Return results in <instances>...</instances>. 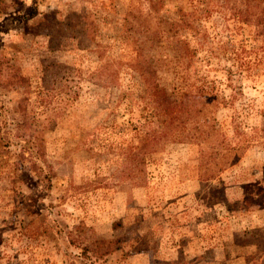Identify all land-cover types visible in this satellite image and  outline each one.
<instances>
[{
	"label": "rangeland",
	"instance_id": "obj_1",
	"mask_svg": "<svg viewBox=\"0 0 264 264\" xmlns=\"http://www.w3.org/2000/svg\"><path fill=\"white\" fill-rule=\"evenodd\" d=\"M151 1L0 0V264H264V58L232 57L253 27L217 6L188 24V0H163L189 51L151 39ZM135 59L170 98L215 85L202 149L170 133L129 163L143 85L100 69Z\"/></svg>",
	"mask_w": 264,
	"mask_h": 264
},
{
	"label": "trees",
	"instance_id": "obj_2",
	"mask_svg": "<svg viewBox=\"0 0 264 264\" xmlns=\"http://www.w3.org/2000/svg\"><path fill=\"white\" fill-rule=\"evenodd\" d=\"M191 10L188 13V24L194 21V19H199L203 14L210 13V11L216 6L227 10L229 12V17L234 19L237 23L241 25H247L253 27V33L251 34L250 41H254L255 44L251 46L250 49H246L241 43L232 53L233 59L237 62L242 63L245 55L251 53L252 51L263 52L264 58V0H188ZM161 4L163 0L151 1L148 6L147 13H155L159 28L152 32V40L160 41L161 39H166L168 41L175 40V42L182 47H186L187 50L191 51L189 47V42L181 39H174L176 34L183 31L185 27L190 29V25H184L173 21L171 18L167 17L165 13L161 10ZM141 11H137L134 7L128 11L127 15L132 17H139ZM167 14V13H166ZM193 30V29H192ZM195 30L190 31L189 34L197 35ZM216 52V51H215ZM214 51L210 50V55H216ZM121 65H126L137 73L139 80L141 81L143 88L142 92L137 95L136 98H132L138 101V105H143L145 109V115H143V121H139L136 127V136H139L141 132L144 135H140L138 144H129L127 149V160L129 163L137 159V156L142 155L143 150L146 152L150 149L151 145H157L163 136L171 133L173 135V140H188L191 142L199 143L201 149L203 143L211 135L215 133L204 129L207 124L208 119V106L212 105L214 101L224 99L218 97V92L214 88L215 85H208L209 83H202L194 87L193 91H188L181 100L170 98L166 92V88L162 86L157 81V75L155 67L151 61L143 59L142 61L133 60L122 62L121 60H111L106 61L101 66L100 74L106 75L109 79L115 80L117 78L118 67ZM17 75L16 77H20ZM22 78H24L22 76ZM45 97L50 98L54 92V89L45 87ZM188 107L189 109H187ZM190 110V111H188ZM185 113V117L188 116L192 121L186 120L187 123L191 124L188 131L185 130V120L182 116ZM199 117H204L206 122H200ZM238 134H244L243 131H237ZM210 134V135H209ZM225 151L234 150L233 146L225 145L223 142L218 143ZM202 182H205L206 178L200 177ZM102 243H105L102 241ZM102 248V247H101ZM92 250V249H91ZM110 251L109 245L106 248H102L100 255H105Z\"/></svg>",
	"mask_w": 264,
	"mask_h": 264
}]
</instances>
